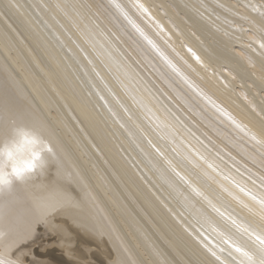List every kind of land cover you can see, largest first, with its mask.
I'll return each mask as SVG.
<instances>
[{"label": "bare ground", "instance_id": "bare-ground-1", "mask_svg": "<svg viewBox=\"0 0 264 264\" xmlns=\"http://www.w3.org/2000/svg\"><path fill=\"white\" fill-rule=\"evenodd\" d=\"M187 1L191 9L183 6V14L182 0H151V7L161 18L196 25L199 31L208 28L209 15L241 19L236 6L243 0ZM127 16H142L136 0H0V143H7L16 127L31 128L55 137L64 157L78 158L82 173L79 183L67 178L76 195L64 184L60 160L46 153L51 167L39 179L12 197L0 196V264H204L201 249L174 215L171 178L85 103L80 79L81 64L87 67L86 40H99L109 50L111 42L129 60L139 59L121 31ZM112 72L124 79L127 70L113 60ZM245 76L252 94L263 100L264 57L258 47L223 65L219 88L211 82L208 88L220 97L217 107L236 109L250 124L248 134L259 139L257 134L264 135L262 100L248 95V87L233 85ZM126 83L138 87L134 80ZM176 195L183 199L182 192ZM185 204L190 215L200 212L194 198ZM53 244L60 254L47 249ZM249 249L255 259L258 245L248 244Z\"/></svg>", "mask_w": 264, "mask_h": 264}, {"label": "clouds", "instance_id": "clouds-1", "mask_svg": "<svg viewBox=\"0 0 264 264\" xmlns=\"http://www.w3.org/2000/svg\"><path fill=\"white\" fill-rule=\"evenodd\" d=\"M136 2L142 16L125 17L121 31L139 59L129 60L111 42L109 50L99 40H86L88 51H82L87 52V67L81 64L79 79L88 110L109 121L117 134L122 131L154 167L168 174L175 185L168 194L174 215L201 249L204 264H264V135H249V122L230 105L217 107L220 97L208 88L209 82L219 88L222 66L240 61L245 51L258 47L264 57V0L238 3V23L209 15L205 22L211 40L156 15L151 0ZM113 60L127 70L124 79L112 72ZM126 80L138 87H129ZM46 153L60 160L67 190L78 195L67 179L79 183L78 158L64 157L55 137L20 126L7 143H0V196L12 197L19 187L39 179L51 167ZM181 192L183 199H178ZM189 197L199 203L195 215L186 210ZM248 244L258 245L255 259L251 249L245 250Z\"/></svg>", "mask_w": 264, "mask_h": 264}, {"label": "rangeland", "instance_id": "rangeland-1", "mask_svg": "<svg viewBox=\"0 0 264 264\" xmlns=\"http://www.w3.org/2000/svg\"><path fill=\"white\" fill-rule=\"evenodd\" d=\"M166 2H170L171 0H165ZM155 6H157L159 9H160V7H161V5H159L157 2H155V3H153ZM178 4L180 5L179 6V12H181L182 14H183V12L181 11L182 9H183V6H186V7H188V8H190L191 9V6L189 5V3H188V1L187 0H182V3L180 4L179 2H178ZM197 20H199V16L198 17H195ZM194 25V24H193ZM196 26V25H195ZM195 26H191V29H193L194 28V32H196V34L197 35H201V34H203L204 33V35L203 36H201V38L202 39H204L205 37H207L209 40H211L212 39V36L209 34L210 33V30L208 29V28H206V29H204L203 28V30H200L199 31V28L197 29V28H195ZM225 66H227V64H224ZM237 67H238V65H236ZM236 66H234L233 68V72H234V70L236 69V71H237V68H236ZM232 68V67H231ZM238 70H239V67H238ZM236 71L234 72V73H236ZM247 77V78H246ZM239 78H241L240 80H238ZM250 78L248 77V76H245V78L244 77H238L237 79H235V81H236V83L234 84L233 83V85H234V87L236 86L237 88H242L243 86H245V87H243V88H249V86L251 85L250 83H249V80ZM241 81V82H240ZM243 82V83H242ZM240 84V85H239ZM242 84V85H241ZM244 84V85H243ZM248 84V85H247ZM236 87H235V89H236ZM250 87H252V86H250ZM250 89V94L248 93V95H251L252 94V91H251V89L253 90V92H254V89L253 88H249ZM249 89H247L246 90V93H247V91L249 90ZM260 90V89H259ZM256 95V96H255ZM255 95H254V93L252 94V96H254V97H257L258 98V95H257V93H255ZM260 99V97L257 99L259 102L262 100V98H261V100H259ZM257 101V102H258ZM263 101V102H262ZM260 103H259V105L260 104H263L264 105V98H263V100H262ZM260 106H262V105H260ZM262 107H264V106H262ZM46 242V241H45ZM54 245V244H53ZM51 245V246H47V249H50V250H55L56 251V249H57V253H59L60 254V251L58 250V247H56V245ZM35 246H37V245H35ZM68 264H71V263H68Z\"/></svg>", "mask_w": 264, "mask_h": 264}, {"label": "snow or ice", "instance_id": "snow-or-ice-1", "mask_svg": "<svg viewBox=\"0 0 264 264\" xmlns=\"http://www.w3.org/2000/svg\"><path fill=\"white\" fill-rule=\"evenodd\" d=\"M262 244H264V241H260ZM236 251L237 252H241L242 254H244V255H247V253H243L242 252V249H240V248H236Z\"/></svg>", "mask_w": 264, "mask_h": 264}]
</instances>
